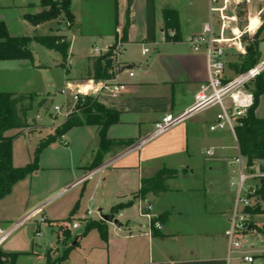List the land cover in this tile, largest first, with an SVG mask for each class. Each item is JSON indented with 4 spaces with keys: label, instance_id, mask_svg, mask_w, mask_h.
Listing matches in <instances>:
<instances>
[{
    "label": "crops",
    "instance_id": "obj_1",
    "mask_svg": "<svg viewBox=\"0 0 264 264\" xmlns=\"http://www.w3.org/2000/svg\"><path fill=\"white\" fill-rule=\"evenodd\" d=\"M41 1L20 0L12 6L0 5V13H16L19 18L16 27L28 31L31 36L21 35L15 27L11 29L5 15L0 21L10 37H65L69 49L64 66L57 52L32 42L29 45L31 61H0V93L44 101L42 106L49 105L52 112L53 106L59 102L63 105L68 100L67 96L59 95L61 90L79 86L81 93H86L95 87L96 80L87 81L90 59L104 56L120 43L122 53L118 66L121 69L107 82L124 84L126 88L116 98L104 92L95 96L105 109L118 114V123L108 127L106 138L133 141L134 145L147 138L163 116L182 113L191 104L199 85L206 80L205 58L193 53L186 40L199 34L208 21L207 0H72L70 25L66 26L59 17L35 27L23 16L45 10ZM259 1L262 0L247 3L248 13L244 18L246 24L251 23L250 30L259 24L256 15L263 9ZM164 10H173L178 15L177 41H162ZM257 39L262 62L264 29ZM144 49L148 50L146 54H143ZM234 51L229 49L227 56ZM126 70L132 71L133 77L130 78ZM217 113L218 108H211L137 149L127 151L132 145L114 147L103 155L101 165L93 170L88 168L99 149L97 127L69 130L61 138L66 150L70 148L66 137L73 130L82 140L78 154L73 157L69 153L68 160L73 157L68 165L70 178L44 201H40L39 196H31L29 186L24 190L26 181L43 170L60 169L57 165L43 167L41 164L53 162L54 153L60 147L55 143L39 155L38 170L13 185L10 193L0 199V231L8 232L0 241V250L23 253L15 264H46L47 258L54 262L73 244L76 246L67 259L55 264H238L239 254H228L224 231L234 204L231 184L236 180L234 167L229 162L239 154V149L236 137L228 130H209ZM254 116L264 119V91ZM58 119L61 125L63 120ZM36 125L38 128L39 124ZM17 133L11 130L5 136ZM45 137L43 130L17 136L15 140H24L28 148L19 153L14 149L15 140L12 142L11 166L22 168L31 164L38 143ZM207 152L212 155L207 156ZM261 165V161H254L248 166V172L259 174ZM94 170L98 171L84 179ZM160 170H175L178 176L166 181V192L146 194L141 199L138 195L141 180L152 178ZM143 203L151 207L150 214L158 218L161 226L154 234L149 221L139 212ZM76 204L77 208L70 215ZM125 204L129 205L115 210L118 205ZM256 207L262 214L250 215V219L264 223V202L259 198L252 209ZM87 210L91 211L90 215ZM101 216H110L112 222L101 220ZM41 217L46 224H38ZM67 218L70 219L66 224L70 238L64 241L60 228L65 226L62 222ZM21 220L23 222L13 228ZM31 221L36 225V238L41 237V225L47 229L50 248L34 240L25 249L19 248L20 241L10 242L15 231ZM76 221L80 226L72 229ZM88 222L103 224L107 234L105 242L97 230L82 235ZM248 236L240 253L255 251L246 243Z\"/></svg>",
    "mask_w": 264,
    "mask_h": 264
},
{
    "label": "trees",
    "instance_id": "obj_2",
    "mask_svg": "<svg viewBox=\"0 0 264 264\" xmlns=\"http://www.w3.org/2000/svg\"><path fill=\"white\" fill-rule=\"evenodd\" d=\"M72 0H42L41 5L45 10L36 15H24L23 19L32 26H38L43 23L56 20L63 15L67 22L72 23L73 17L70 13V3ZM164 33L174 32L173 38L166 37V41H177L178 39V15L173 10L163 11ZM264 29V24L256 32L258 35ZM258 36L254 37L253 43L246 48V55L240 64L238 73H244L253 68L258 62ZM34 42L39 46L55 51L61 56L62 66L67 58L69 43L65 37L61 36H38V37H10L5 24L0 21V61L32 60V53L29 45ZM110 52L101 57L91 58V66L87 71V81H107L114 77V67L109 58ZM255 85L249 89L252 95V106L247 110L244 117L237 120L238 125L234 129L239 154L246 160L247 166H252L254 161H261L260 172L264 173V119H257L254 116L255 109L258 106L259 98L264 91V72H262L253 81ZM23 96H13L11 94L0 93V199L8 195L13 185L24 180L27 176L38 170L39 155L48 146L61 141V138L71 129L84 126H94L98 129L99 149L96 152L89 170H93L102 163L103 155L110 152L114 147H129L133 141H112L106 138V131L109 126L118 123V114L114 111L105 109L97 102L94 97H80L75 105L76 112L73 113L65 122L55 129L52 135L42 139L34 152L33 161L22 168H13L11 166V149L13 140L21 135L20 133L7 137L5 133L11 130L22 129L25 127L23 122L17 116L16 107L19 105ZM44 102V101H43ZM42 102V103H43ZM178 172L175 170H160L152 178L141 180L138 195L141 199L146 194L158 195L168 190L166 181L175 179ZM258 198L264 202V179L259 185L257 191ZM129 204L118 205L115 210L122 209ZM77 208V204L70 212V215ZM259 207L247 209L250 215L257 213ZM158 218L151 220V232L154 234L153 224ZM70 219H65L62 223L64 227L60 228L61 236L64 241L70 238V231L66 224ZM250 227L254 229L251 224ZM91 230H97L102 241L107 240L106 229L103 224L98 222H88L82 235ZM60 235L58 238L61 237ZM76 244L66 247L61 256L54 262L47 258L46 264H55L67 259L69 252L74 249ZM23 253H3L0 250V264H15L16 259Z\"/></svg>",
    "mask_w": 264,
    "mask_h": 264
},
{
    "label": "built area",
    "instance_id": "obj_3",
    "mask_svg": "<svg viewBox=\"0 0 264 264\" xmlns=\"http://www.w3.org/2000/svg\"><path fill=\"white\" fill-rule=\"evenodd\" d=\"M249 1L207 0L208 21L203 25L199 34L190 36L186 40V43L193 53L202 54L205 58V82L199 85L193 95L191 104L182 113L175 116H163L154 125L152 132L147 138L138 141L127 151L139 148L145 142L165 134L190 118L214 107L218 108V113L215 123L209 126V130L212 132L216 130H228L235 138L234 129L238 125L237 120L244 117L247 110L252 106V95L247 87L256 77L264 72V61H262L253 68L233 78L229 79L226 77L228 50L234 49L237 53H244V36L247 34H256L261 27L259 17L264 9H260L257 12L256 17L259 24L254 30H250V22L242 29L237 26V7L241 2L248 3ZM166 37L173 38L174 32L168 31L164 33L162 41H166ZM93 52L96 53V50H93ZM109 52V58L112 61V65H114L115 75L113 78H115L121 69L118 66V60L122 53V45L120 43L115 44L106 54ZM147 52V49L143 50V54ZM126 72L130 78L133 77L132 71L126 70ZM88 82L92 81L90 80ZM94 86L93 89L88 90L86 93H81L79 86L61 90L59 95L67 96L68 100L63 105H55L52 107L54 116L65 122L76 112L75 105L80 97L90 96L96 99L97 95L104 92L106 96L116 98L126 88L124 84H111L107 81H97ZM206 155L211 156L212 154L207 152ZM229 165L234 167L233 174L236 180L231 184L234 188V204L228 227L224 231L228 254L238 253L239 256L236 258L238 264H264V249L260 251H243L240 253L245 238L255 232L250 227V214L246 210L252 209L255 206V200L258 198L257 191L260 183L264 179V173L260 172L257 175L249 173L246 160L240 154L231 160ZM97 171L89 172L84 179L90 178ZM150 211L151 207L147 203L141 204L139 212L149 223L154 218L150 214ZM90 213L91 211L87 210V215H90ZM22 222L23 220L15 224L13 228ZM46 223L47 221L43 217L39 218L38 224ZM79 226L80 223L76 221L72 224V229H77ZM153 228L160 230L161 226L158 222H155ZM7 234L8 232L0 231V241ZM36 235L38 236L39 234ZM261 241V244L264 246V240L262 239ZM250 247L252 248V246Z\"/></svg>",
    "mask_w": 264,
    "mask_h": 264
},
{
    "label": "rangeland",
    "instance_id": "obj_4",
    "mask_svg": "<svg viewBox=\"0 0 264 264\" xmlns=\"http://www.w3.org/2000/svg\"><path fill=\"white\" fill-rule=\"evenodd\" d=\"M20 0H0V5H6V6H12V4H16L18 3ZM261 2L260 7L262 6L264 9V0L259 1ZM252 3V1H251ZM247 3L246 2H241L240 5L237 7V18H238V24L237 26L242 29L245 25H246V21H245V14L248 13V7H247ZM6 16V21L8 22V24L10 25L11 29L14 27L21 31L20 33H22L21 35L24 36H31V34L22 29V28H18L16 27V22L18 21L19 18L16 17V13L14 12H9V11H2L0 13V18L2 16ZM63 18L64 24L70 25L71 23L67 22L66 19H64L63 15L59 16ZM58 17V18H59ZM260 21H261V27L264 24V10L260 15ZM28 33V34H27ZM258 36L257 34L251 35V34H247L244 36V46H245V52L240 54L237 53L236 51L234 52H229V55L227 56V72H226V77L227 78H233L234 76H237L241 73H238L240 64L243 60V57L246 55L247 51L246 48L251 45L254 44L253 43V39L254 37ZM262 59V58H261ZM261 59L259 60V56H258V63H261ZM255 85V82H252L249 84L248 89H252ZM43 101H35L32 97L30 96H24L22 98V100H20L19 105L16 107L17 110V116L18 118L21 120V122H23V124L25 125L24 128L22 129H16L13 130L15 132H18L20 134H28L29 132L32 133L34 131H40L43 130L44 133L46 134V137L48 135H52L56 129V127H58L60 125L61 120H59L56 116H54V114L50 111L49 109V105L48 106H42ZM57 103V102H56ZM59 105L60 102L58 103ZM37 117H39V119H37ZM38 122V123H37ZM36 124H39L38 128ZM17 133V134H18ZM16 139V138H15ZM14 139V140H15ZM13 140V141H14ZM66 141L69 142V146L70 148L68 150H66V148L63 145V142L59 141L57 142L58 144H60V147L58 148V150L54 153L55 159L52 158L53 162H42L41 164L43 165V167H51L52 165H57L60 169L59 170H43L42 172H40L36 177H33L31 179H29L28 181H26V183L24 184L25 188L24 190H28V186L31 188V196H39L38 199L40 201H44L45 199H47L48 197H50V195H52V193L58 189V187H60L63 183L66 182V180H68L71 176L70 171L68 170V165L70 163H72V159L74 157V155L78 154L79 148H80V144L82 142V140L80 139V137L77 135L76 131H72L71 133H69V135L66 137ZM24 140H15L14 142V149L17 152H23L25 151V149H27L28 147L24 146ZM32 145V143H31ZM73 154V157L71 159L68 160L70 154ZM56 160V161H54ZM71 161V162H70ZM53 163V164H52ZM23 188L21 189V191H24ZM232 192L234 193V189H231ZM57 205V203H56ZM55 206V205H54ZM262 211L259 208L257 210V213H255L253 216L256 217L258 215H261ZM257 219V218H256ZM263 221H264V216H263ZM251 224H253V228H254V234H251L248 236V238L246 239V243H248V245L252 246V249L255 251H260L262 249H264L263 244H261V240H264V223L261 221H251ZM35 224L31 221V222H27L25 224H23V226L19 227L15 233L12 235L10 242H14L15 240L20 241L19 244V248L20 249H25L26 247L29 246V244L31 243V240H34V243L40 245V244H45V248H50L51 247V240H50V236L49 233L47 231V229L41 225L39 227V231L41 234L40 238H36L35 237ZM70 253V252H69ZM75 256V255H72ZM75 258V257H74Z\"/></svg>",
    "mask_w": 264,
    "mask_h": 264
},
{
    "label": "water",
    "instance_id": "obj_5",
    "mask_svg": "<svg viewBox=\"0 0 264 264\" xmlns=\"http://www.w3.org/2000/svg\"><path fill=\"white\" fill-rule=\"evenodd\" d=\"M101 220L105 222H112V218L110 216H101Z\"/></svg>",
    "mask_w": 264,
    "mask_h": 264
}]
</instances>
